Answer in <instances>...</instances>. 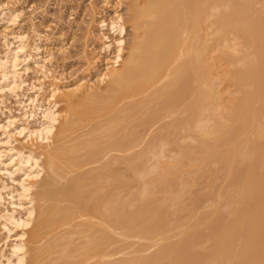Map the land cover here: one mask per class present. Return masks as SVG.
<instances>
[{
    "label": "bare ground",
    "instance_id": "1",
    "mask_svg": "<svg viewBox=\"0 0 264 264\" xmlns=\"http://www.w3.org/2000/svg\"><path fill=\"white\" fill-rule=\"evenodd\" d=\"M129 1L133 41L126 56L122 15L99 22L114 35L101 32L102 50L115 47L99 79L108 82L106 94L89 91L82 79L70 87L50 82L46 94L41 84L23 90L29 63L40 65L39 48L21 34L16 45L2 43L0 264H264V0ZM207 26L210 40L202 33ZM231 39L241 49L227 46ZM220 45L218 58L231 67L225 81L239 93L227 100L215 93L207 63ZM8 97L18 116L5 109ZM181 127L196 150L180 147ZM166 147L180 152V162L166 163L156 184L134 193V173L144 174L152 157L164 165ZM211 164L226 172L227 191L236 193H219L202 220L190 222V189L167 180L182 165L201 174ZM127 238L152 243L116 258Z\"/></svg>",
    "mask_w": 264,
    "mask_h": 264
},
{
    "label": "rangeland",
    "instance_id": "2",
    "mask_svg": "<svg viewBox=\"0 0 264 264\" xmlns=\"http://www.w3.org/2000/svg\"><path fill=\"white\" fill-rule=\"evenodd\" d=\"M128 6H130L129 0H0V13H1V11H2V13L4 12L5 14L8 12L9 14L8 13L7 14L8 15L11 14V16H12V17H9L8 15L2 14V16L3 15L5 16V17L3 16V18L6 19L5 21H3L4 19H2V16L0 14V20L2 19L0 22V24H1L0 25V32H1L0 33L1 34L0 35V55H3L5 52V49H6L5 45H3V44H5L6 41L9 40L10 43H13V45H16L17 40L15 38L20 37V34H21L22 37H26V39L24 38V40H26L29 45H31V43H33L32 45L37 44L36 47L39 48L38 49L39 52L38 51L37 52L40 54V55L39 54L37 55V57H39V58H37V60L39 59L37 61V64L43 65V67L39 68L40 65L36 66V64L32 63L35 65V66L34 65L32 66L30 64L31 62L29 63L30 70L28 71L27 74H25V75L23 74V80L25 81V85L23 87L24 88L23 90H26L28 88V86L29 87H31L32 85L36 86V84L38 87H40V84H41V85H44V86H42L45 89L43 92H44V94H46L48 92V87L52 82L56 81L57 83L69 85V87H70V86L74 85L76 82H78V80L82 79L79 83H81V82L87 83V84L89 83L88 87L92 88V89L90 88L89 91H92V92L98 93V94H102V93L106 94L108 82L106 80L101 82L99 79H100L101 73L105 71V67L107 65L111 66L110 62L113 58L115 47L112 46L108 51L102 50V44H103L104 40H103V36H102L101 32H104L106 34V36H108V37L110 36V39L112 38V40L114 39V35L111 34V32H109L108 30L101 31L100 26H99V22L102 20H105L106 23H109L110 19L114 18L117 14L122 15L121 17L124 19L123 23H124L125 29H126V33L124 36V40L126 42L124 45L125 46L124 47V55L126 56L127 52L125 53V51L129 50L130 47L128 48V46H131L130 45L132 43L131 41H133L132 27L130 26V20H129L130 7L128 8ZM255 8H259V6H255ZM6 16H7V18H6ZM16 17H18L19 19ZM9 18H12V19L16 18L17 20H12V19L9 20ZM205 25H206V23H204V26ZM4 29H6L7 31ZM211 32H212V29L209 28L208 26L204 28L202 33H203V35L206 36L205 39L206 38L208 40L212 39V36L210 35ZM23 33L26 35H24ZM8 34H9V36H8ZM4 37H7L8 39L4 38ZM5 39H6V41H5ZM35 41H36V43H34ZM229 45H230V47H233V45H234L235 47H233V48L236 49V51L241 49V47H242L241 41L240 40H234V39H231L229 42H227V46H229ZM224 47L225 46H222V45L216 47L214 52L211 54V56L213 57L212 61L210 59L207 61V63L210 64V62H211L210 65H212L211 70H210L211 75L209 74L210 78H212V80H214V82L217 84V85L215 84V87L219 86V87H216L218 89L215 88V90H218V91H215V93H217L221 99L224 100V98H225V100H227V99H230V97H232V98L237 97L239 95V93L236 92L234 86H232V85L230 86V84L225 81V78H227V71L231 67H230V65H227L223 60L218 58L222 52L220 49H224ZM127 48H128V50H127ZM230 50H232V48ZM31 66H32V68H31ZM118 68H120V67H118ZM40 69H42V70L40 72H38ZM46 70L48 71L47 74H45L47 76L44 77V74L42 73V71L44 73H46ZM216 73H217V75H216ZM218 74H219V76H218ZM31 82L33 84H31ZM106 82H107V84H106ZM218 83H220V84L218 85ZM45 86H47V87H45ZM160 86H162V83H159L157 87H160ZM25 87H27V88H25ZM33 91H34V89L30 91V94H32ZM228 91H229V93H228ZM224 92H226V93L224 94ZM6 101L7 102H5V107H6L5 109L13 110L12 114L16 116V114H17L16 110L19 107L17 106L18 104L15 103V101H16L15 98L14 97L13 98L8 97V100H6ZM15 104H17V105H15ZM77 105L80 106L81 103L77 102ZM17 116H18V114H17ZM3 119H4V116L0 114V121ZM263 122H264V120H263ZM186 129H187L186 127L180 128V133H182V134H180L181 136H179V140L183 144V146H182V144L180 143V145H181L180 147H183V149H189V151L196 150V148L198 146V142L196 143V140H192V138H190L189 131H188V129L187 130ZM185 132L188 133V135ZM187 136L189 138L186 139ZM190 139H191V141H194V142L192 143L190 141ZM183 140H185V141H183ZM189 143H192V144L190 145ZM188 145H190V146H188ZM192 145H194V146H192ZM140 147L141 146H139L135 149H138V148L140 149ZM176 153H177V151L174 150L173 148L166 147L165 150L162 151L163 157H161L162 159H160L161 162H163V163L165 162L164 165L160 166L159 163H155L156 158L154 157L155 158L154 159L152 157L151 160H149L147 162V165L145 166V173H148V172L149 173L153 172V173L146 175L145 173L140 174L138 171H136L134 173V175L136 176V179L133 182V185H134L133 192L138 193L143 188L142 185L144 187H147L149 185L156 184L158 171H159L158 169H162L163 167H165L166 163H169L170 161H171L170 162L171 164H174L175 159H177V161L180 162V159H179L180 158V152H178L179 154L178 153L176 154ZM116 154H118V153H116ZM119 155H121V154H119ZM194 155H197V153ZM169 156H171V157H169ZM172 156L174 158H172ZM170 158H171V160H170ZM167 159H169V161ZM172 159H174V160H172ZM154 160H155V162H154ZM179 162H177V163H179ZM185 163H187V162H183V164H185ZM158 164H159V166H158ZM208 166H209V168H208ZM208 166H206L207 168L206 167L204 168V170H203V172H201V174H199V173L190 174V173H188V171H186V168H184L182 165L180 168V171H179L181 175L178 173L176 176L169 177L167 180L168 184L171 185L172 187L176 186V188L183 189V190L184 189L185 190L190 189L188 191L189 193L186 192L184 195V198H185L184 202L186 203L185 205H188V203H189L188 206H191L194 208V215L195 216L193 219L190 220V222L192 220L193 221L194 220L195 221L196 220L201 221L203 215L210 208L214 207V205L216 203L219 202L218 197L221 195L219 193L222 192L226 195H227V193L229 195H234L236 193L235 189L231 190V188H228V191H227V185H225V184H227V177H226V172L224 170H222V169L218 170L219 167H218V165H215V164H211V166L210 165H208ZM155 167H157V169ZM153 168L155 170H153ZM148 169H150L152 171H148ZM208 170H210V171H208ZM214 170H215V172H214ZM217 172H218V174H216ZM214 173H215V175H214ZM137 175H139V177H140V175H142L140 177L142 180L137 179V178H139ZM185 175H187V176H185ZM143 176H145V177H143ZM178 176H179V179H178ZM199 176H200V178H199ZM215 176H217L219 178H217ZM175 178H177V179H175ZM188 180H189V182H188ZM200 180H202V181H200ZM204 181L206 183H204ZM218 181H220V182H218ZM135 182L137 183V185L135 184ZM212 182H213V184H211ZM144 183H146V184H144ZM210 184L212 186H215V187H212ZM217 184H219V185H217ZM178 185H179V187H177ZM197 186H199V187H197ZM217 188H218V190H217ZM210 189H212V190H210ZM215 189H216V192H215ZM211 191H213L212 194H211ZM157 192L154 194L155 196H160V197L165 196L164 193H162V192L157 193ZM207 192H209V194H211L212 196L209 195ZM194 195H200L202 197L201 202H199L198 204L192 203L191 200L193 199ZM213 196L214 197L216 196L217 200H215L216 198H212ZM189 201H191V202H189ZM211 201H213V203ZM220 201H221V199H220ZM190 203H192V204H190ZM210 203H212V204L210 205ZM201 204H204L205 207H204V205L202 207ZM200 207H202V208H200ZM225 211L226 210H224V212ZM181 216L182 217L184 216L183 219L185 218V215L183 213H181ZM200 224H201L200 226H202L201 229H204L207 225L205 222H201ZM0 234H1L0 239L2 240L3 236H5V233L0 232ZM175 238L177 240H179V237L175 236V237H172L170 239V241L175 242L176 241ZM1 240H0V244L2 242ZM139 241H140V243H139ZM151 243H152L151 240L150 241H144V240H138L136 238L122 239L121 244H120V247H121L120 249L122 250L121 251L122 253L116 255L115 257L120 258V257H125L127 255H132L131 253L136 248H138L140 244L143 245L144 248H147ZM202 245H200V247L197 246L198 248H196V250L204 251L206 249V247L209 246V242H206ZM150 250L144 251L142 254H148L150 252ZM113 259H115V258H113Z\"/></svg>",
    "mask_w": 264,
    "mask_h": 264
}]
</instances>
